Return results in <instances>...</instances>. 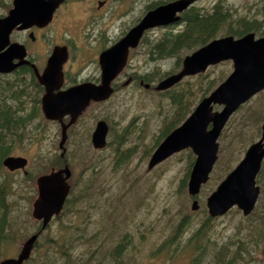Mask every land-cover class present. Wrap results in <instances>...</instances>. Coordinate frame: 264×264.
<instances>
[{
	"label": "rangeland",
	"instance_id": "374dc122",
	"mask_svg": "<svg viewBox=\"0 0 264 264\" xmlns=\"http://www.w3.org/2000/svg\"><path fill=\"white\" fill-rule=\"evenodd\" d=\"M11 1L0 0V15L8 13ZM167 1L170 0H118L111 11L116 12V16L121 13L120 24L124 29L126 24L137 22L148 4ZM219 4L222 5V11H229L235 18H251L260 13V19L264 21V0H197L193 7L212 13ZM184 25L178 22L151 30L144 42L132 51L130 61L116 83L114 95L103 104L91 105L69 130L66 157L73 173L69 180L72 185L70 198L64 211L51 221L40 237V246L33 252L34 259H42L40 254L47 247L44 243L53 237L59 244L66 245L65 251L73 257L71 264H102V255L114 251L124 238L128 246L123 256L124 262L119 263L118 259L116 263L110 258L106 264L190 263L194 252L185 244L195 234L199 224L209 216L207 198L242 160L249 145L260 138L264 121V91L248 101L245 109L241 107L227 123L218 140L220 162L218 160L210 180L203 185L198 195L201 209L193 211V197L188 192L192 169L185 189L180 186L189 165L190 149L174 154L152 169L148 168L151 155L163 138L157 140L173 117L175 106L167 96L159 94L153 87L147 89L135 83L124 85L129 75L135 72L139 75L148 73L154 85L176 72L179 67L177 55L160 58L154 54L153 57L150 48L165 33L178 32ZM118 34L119 30L113 37ZM224 35L219 34L218 37ZM40 46V43H34L33 50L41 51ZM194 50L182 51V60ZM75 63L81 67L87 61L78 60ZM232 70L233 62L228 60L210 67L203 74L185 78L182 81L186 83L184 87L191 86L196 92L192 99L193 105L196 102L193 107L202 99L204 93L199 91L201 87L210 94ZM100 72V66L95 61L79 75L100 77ZM16 76V73L0 75V83L14 81ZM213 80L215 83L211 85ZM211 86L214 87L209 89ZM25 92L22 100L26 101L25 114H28L36 95L29 85ZM220 109L216 106V110ZM251 109H261L262 112L255 124L243 116ZM103 117L110 125V133L108 145L100 150L93 147L91 136L98 118ZM60 138V124L43 120L40 114L30 119L27 127L19 131L11 155H22L29 159L26 168L28 174H24L23 170L11 173L5 169L0 180H6L9 184V218H19L22 229L20 236L16 230L15 244L3 245L0 261L8 256H16L23 242L39 225L32 216L33 203L38 195L36 179L50 172L53 166L59 168L63 165ZM259 184L262 185L261 182ZM242 216L241 210L235 207L226 215L211 220L210 224L213 231L216 232L217 228L220 230L218 232L225 235L231 232V227ZM51 250L53 254L57 250L61 254L59 246Z\"/></svg>",
	"mask_w": 264,
	"mask_h": 264
},
{
	"label": "water",
	"instance_id": "95a60500",
	"mask_svg": "<svg viewBox=\"0 0 264 264\" xmlns=\"http://www.w3.org/2000/svg\"><path fill=\"white\" fill-rule=\"evenodd\" d=\"M62 1L13 0V7L8 15L0 17V74L10 73L27 62L25 46L17 42L10 43L12 31L16 27L27 29L49 23ZM194 1L177 0L155 8L117 44L102 52V81L99 85L84 83L70 87L54 93L52 101L53 86L50 81L54 79V90L61 86L62 66L68 58L67 48L63 46L55 47L42 74L35 68L38 79L49 91L43 100V111L47 118L58 120L62 124V156L66 152L64 144L68 139V129L77 122L92 101H103L112 95L114 89L111 83L125 67L129 49L139 44L144 31L180 20L177 13L187 9ZM226 60L233 61L231 74L200 101L179 127L168 134L153 152L148 164V168L152 169L173 154L191 148L196 160L190 173L188 191L193 196L199 194L202 185L210 178L218 159V138L229 118L241 105L264 90V36L256 38L255 33L250 32L239 38L232 35L216 38L187 55L181 70L162 79L155 88L158 91L167 90L184 77L205 72L210 65ZM215 105L222 106V109L214 110ZM65 116H70L68 123L63 121ZM108 132L107 122L99 120L92 134V144L96 149L106 146ZM263 160L264 122L260 139L248 147L244 158L208 197L207 207L211 216L224 215L234 206L241 209L244 215L253 211L260 194L256 178ZM3 165L10 171H15L25 168L27 159L22 156H8ZM71 175L69 165L65 164L61 169L38 177V196L33 203V216L43 221L42 229L54 215L61 212L70 191L68 179ZM199 207V201L195 199L191 208L197 210ZM38 236L36 233L29 237L16 257L3 259L0 264H23L30 258Z\"/></svg>",
	"mask_w": 264,
	"mask_h": 264
},
{
	"label": "trees",
	"instance_id": "16d2710c",
	"mask_svg": "<svg viewBox=\"0 0 264 264\" xmlns=\"http://www.w3.org/2000/svg\"><path fill=\"white\" fill-rule=\"evenodd\" d=\"M220 8H222V5H217L212 13L199 12L195 7L188 9L184 15L186 22L184 28L177 33H165L151 46L153 53L160 58L177 55L179 69L182 65V51L194 50L218 37L219 34H232L239 37L249 32H255L260 36L264 35V21L260 19V13L254 14L251 18L246 16L235 18L229 11L224 12ZM27 72L25 69L17 70L15 72L17 76L14 81H6L5 84L0 83V170L3 173L5 172L3 161L12 153L18 140L19 131L27 127L30 119L40 114V109L35 108V95L32 110L25 114L27 106L26 101L22 100V97L26 95L25 88L28 84L22 76ZM32 80L34 81L35 77H32ZM214 83L215 80L211 82V85ZM184 84L186 83L180 82L169 90L159 92V94L170 99L175 109L173 117L157 142L162 138L164 139L175 127L181 124L194 108L193 106L196 102L193 105L192 99L196 96V92L191 86L184 87ZM178 87L180 88L178 89ZM199 91L204 93L202 98L208 94L205 93L206 90H203L202 87ZM245 105L242 106V110L245 109ZM249 111H246L247 113L245 112L246 114L244 113L243 116L251 120L252 124H255L256 119L262 115L261 109H251ZM118 145L120 146L121 143ZM188 152L190 161L180 185L184 189L195 159L193 153L190 150ZM229 163L230 161L225 165L226 168ZM257 180L262 185H260L261 194L256 208L249 216H242L231 227L230 233L224 235L222 232H218L220 230L217 228L216 232L213 231V226L210 222L214 218L210 216L199 224L195 234L185 244V247H189L194 252L189 264H264V163ZM7 186L9 184L6 180H0V255L3 245L15 244L17 240L16 230L20 236L22 229L19 218L14 220L9 218L10 209L7 201L9 192ZM48 228L49 226L42 230V222H39L35 232L40 234L33 252L38 250L40 237L43 236ZM121 241L116 245L115 251L109 255L116 263L118 259L119 263L124 262L123 256L126 252L125 249H127L126 240L123 238ZM44 244L47 247L40 254L42 259H34L32 253V256L25 264L30 262H33V264L72 263L73 257L65 251L66 245L59 244L53 237L48 238ZM55 246H59L61 254L59 250L53 254L51 249L52 247L55 249ZM86 264H90V262H86Z\"/></svg>",
	"mask_w": 264,
	"mask_h": 264
},
{
	"label": "flooded vegetation",
	"instance_id": "af4514ba",
	"mask_svg": "<svg viewBox=\"0 0 264 264\" xmlns=\"http://www.w3.org/2000/svg\"><path fill=\"white\" fill-rule=\"evenodd\" d=\"M117 1L118 0H63L54 12L53 19L49 23L42 26H33L32 28L25 30L15 28L12 31L10 35L11 42L23 44L27 50V62L18 67L12 73H15L20 69L28 71L23 74V78L29 87L34 90L36 95L35 108L40 109V115L43 120L45 119L54 122V119L47 118L43 113V100L49 91L47 90L46 85L38 79L35 68L40 74L45 71L54 48L57 46L66 47L68 58L62 66L63 79L61 86L54 90V79L50 81L53 86V89L51 90L52 101L54 99V93L65 91L70 87L84 83L99 85L102 81V68L100 64V55L102 52L117 44L132 28L139 24L148 11L156 7V3L148 4L146 11L138 18V20H136L137 22L134 23L133 21V23H129V25L126 24L123 29L120 24V18L122 17L120 16L121 13L119 12L118 16H116V12L113 13L111 11V7L115 5ZM112 16L113 18H111ZM153 29L154 28L148 29L144 34L147 36V33ZM118 30L119 34L113 37ZM111 40H113V42L108 44ZM36 42L41 44V51L40 49L33 50V44ZM134 49L131 48L129 50L127 62L130 61L131 53ZM150 53L155 57L152 47L150 48ZM83 55L86 56L82 58ZM78 60H86L87 64L80 67L75 63ZM95 61L99 64L101 69L100 77L79 75L83 70H88L89 66ZM125 68L121 74L124 72ZM74 72H77V74H74ZM121 74L112 81V87L114 88L113 95L116 92V83L118 82V79L121 78ZM147 74L139 75L137 72L132 73L124 82V85L135 83L141 84L147 89L152 87L155 89V85L150 82L152 77ZM32 77H35L34 81L32 80ZM146 85H149V87H146ZM106 101L107 100L92 102L91 105L103 104ZM103 118H98V120ZM68 120L69 117L67 116L63 119L64 122ZM124 132H126V129ZM53 169L54 167H52V170Z\"/></svg>",
	"mask_w": 264,
	"mask_h": 264
},
{
	"label": "bare ground",
	"instance_id": "6f19581e",
	"mask_svg": "<svg viewBox=\"0 0 264 264\" xmlns=\"http://www.w3.org/2000/svg\"><path fill=\"white\" fill-rule=\"evenodd\" d=\"M106 118L104 117L103 119H100V120H105ZM0 175H3V171L2 170H0ZM5 181V180H4ZM120 242H122V241H120ZM128 246L126 245V248H127ZM115 251V250H114ZM113 252V251H112ZM112 252H109L108 254H104V255H102V257H103V262H102V264H106L108 261H109V259L111 258L109 255L112 253Z\"/></svg>",
	"mask_w": 264,
	"mask_h": 264
}]
</instances>
